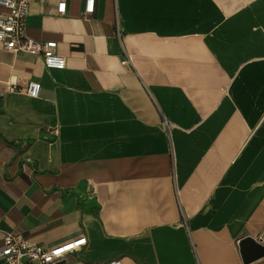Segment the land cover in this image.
I'll list each match as a JSON object with an SVG mask.
<instances>
[{"label": "crops", "instance_id": "1", "mask_svg": "<svg viewBox=\"0 0 264 264\" xmlns=\"http://www.w3.org/2000/svg\"><path fill=\"white\" fill-rule=\"evenodd\" d=\"M25 34L65 68L0 45V249L245 264L238 242L264 245V0H96L86 19L31 0Z\"/></svg>", "mask_w": 264, "mask_h": 264}, {"label": "built area", "instance_id": "2", "mask_svg": "<svg viewBox=\"0 0 264 264\" xmlns=\"http://www.w3.org/2000/svg\"><path fill=\"white\" fill-rule=\"evenodd\" d=\"M30 1L0 0V7L6 10V13L0 16V45L9 52L40 55L46 68L62 70L65 68V59L55 53L56 42H35L26 37V19L29 14ZM54 1H56V13L64 15L68 0ZM95 1L83 0L84 19L93 14ZM123 63L129 65L130 59ZM10 91L20 92L21 90L12 87ZM39 91L40 85L38 83H29L23 92L29 98H37ZM163 124L165 129L168 130L169 124L166 121ZM83 245H85V239L80 238L53 248H45L40 245H32L19 235L5 233L2 238L0 259L3 264H55Z\"/></svg>", "mask_w": 264, "mask_h": 264}, {"label": "water", "instance_id": "3", "mask_svg": "<svg viewBox=\"0 0 264 264\" xmlns=\"http://www.w3.org/2000/svg\"><path fill=\"white\" fill-rule=\"evenodd\" d=\"M238 247L242 260L245 264L264 257V245L252 238H242Z\"/></svg>", "mask_w": 264, "mask_h": 264}]
</instances>
